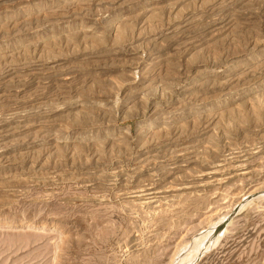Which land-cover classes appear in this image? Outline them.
I'll list each match as a JSON object with an SVG mask.
<instances>
[{"label":"rangeland","instance_id":"1","mask_svg":"<svg viewBox=\"0 0 264 264\" xmlns=\"http://www.w3.org/2000/svg\"><path fill=\"white\" fill-rule=\"evenodd\" d=\"M0 264H264V0H0Z\"/></svg>","mask_w":264,"mask_h":264},{"label":"bare ground","instance_id":"2","mask_svg":"<svg viewBox=\"0 0 264 264\" xmlns=\"http://www.w3.org/2000/svg\"><path fill=\"white\" fill-rule=\"evenodd\" d=\"M46 227V226H45Z\"/></svg>","mask_w":264,"mask_h":264}]
</instances>
